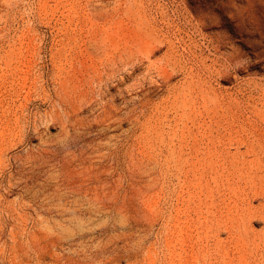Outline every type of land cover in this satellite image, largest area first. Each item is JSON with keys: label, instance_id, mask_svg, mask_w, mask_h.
<instances>
[{"label": "rangeland", "instance_id": "obj_1", "mask_svg": "<svg viewBox=\"0 0 264 264\" xmlns=\"http://www.w3.org/2000/svg\"><path fill=\"white\" fill-rule=\"evenodd\" d=\"M0 264H264V0H0Z\"/></svg>", "mask_w": 264, "mask_h": 264}]
</instances>
